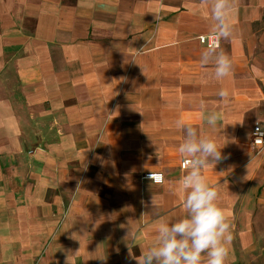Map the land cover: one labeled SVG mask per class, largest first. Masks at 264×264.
<instances>
[{"label":"crops","instance_id":"obj_1","mask_svg":"<svg viewBox=\"0 0 264 264\" xmlns=\"http://www.w3.org/2000/svg\"><path fill=\"white\" fill-rule=\"evenodd\" d=\"M211 3L0 0V264H136L129 249L186 215L178 120L223 147L203 174L231 222L225 264H264V149L251 143L264 127V0H232L223 80L197 40L216 33Z\"/></svg>","mask_w":264,"mask_h":264},{"label":"clouds","instance_id":"obj_2","mask_svg":"<svg viewBox=\"0 0 264 264\" xmlns=\"http://www.w3.org/2000/svg\"><path fill=\"white\" fill-rule=\"evenodd\" d=\"M231 9L232 0H212L210 11L217 22L216 34L219 39H228L233 35ZM210 51L215 57L211 63V75L216 80H223L232 71V60L215 48ZM201 62L205 66L209 64L203 56ZM218 95L227 101L230 93L228 89L221 88ZM217 120L215 112L207 116V123L212 127L216 126ZM177 127L184 132L178 150L189 165L178 184L186 215L173 222H160L153 243L140 251L139 256L129 249V258L135 260L136 264H225L229 255L228 244L233 238L231 222L225 210L219 206L218 189L210 185L203 174L209 165L215 167L225 159L223 147L183 120L177 121ZM149 178L152 180L153 175ZM156 179L160 180L161 177ZM155 203L152 197L151 205Z\"/></svg>","mask_w":264,"mask_h":264},{"label":"built area","instance_id":"obj_3","mask_svg":"<svg viewBox=\"0 0 264 264\" xmlns=\"http://www.w3.org/2000/svg\"><path fill=\"white\" fill-rule=\"evenodd\" d=\"M197 40L205 45L207 48H218L220 45V40L215 32L200 34L197 36ZM252 146L259 152L264 149V127L255 122L252 128ZM181 169H186L189 167L188 162L185 159H182L180 162ZM153 175V179L151 180L149 177ZM161 177L160 180H157L156 177ZM142 179H147L152 181L155 184H159L163 182V175L158 171H148L145 172L142 176Z\"/></svg>","mask_w":264,"mask_h":264}]
</instances>
